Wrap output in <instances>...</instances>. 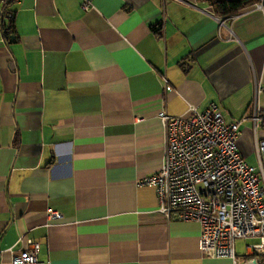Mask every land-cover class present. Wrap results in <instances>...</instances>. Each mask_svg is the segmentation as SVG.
<instances>
[{"label":"crops","instance_id":"0c3cea01","mask_svg":"<svg viewBox=\"0 0 264 264\" xmlns=\"http://www.w3.org/2000/svg\"><path fill=\"white\" fill-rule=\"evenodd\" d=\"M193 2L0 5V264L29 238L49 264L248 261L204 256L200 224L161 214L155 187L140 183L163 163L161 113L191 105L246 118L239 148L259 165L250 117L264 84V5L221 22Z\"/></svg>","mask_w":264,"mask_h":264},{"label":"built area","instance_id":"2783aa9c","mask_svg":"<svg viewBox=\"0 0 264 264\" xmlns=\"http://www.w3.org/2000/svg\"><path fill=\"white\" fill-rule=\"evenodd\" d=\"M12 1L0 0V5ZM80 1L84 11L95 7L96 0ZM256 5L262 7L264 1ZM5 15L12 18L13 14ZM260 94H264V84L256 86L255 110L250 117L258 166L250 164L239 148L241 124L246 118L226 120L215 102L203 111L191 105L187 116L171 115L165 110L161 113L165 132L163 163L140 183L155 187L161 214L200 224V250L206 257L236 258V240L249 238L252 242L246 246L247 260L264 264V138L259 136L264 106ZM48 213L51 218L62 217L52 208ZM40 250L41 243L29 238L25 248L12 251L11 263L49 264L40 258ZM2 251L0 248V254Z\"/></svg>","mask_w":264,"mask_h":264},{"label":"trees","instance_id":"16d2710c","mask_svg":"<svg viewBox=\"0 0 264 264\" xmlns=\"http://www.w3.org/2000/svg\"><path fill=\"white\" fill-rule=\"evenodd\" d=\"M211 7L214 14L218 17L226 18L237 15L248 9L256 3H259L264 0H204ZM5 30V37L8 38V32L12 28V22L10 21L9 25H3ZM264 129V122H263ZM264 138V136L262 137Z\"/></svg>","mask_w":264,"mask_h":264},{"label":"rangeland","instance_id":"374dc122","mask_svg":"<svg viewBox=\"0 0 264 264\" xmlns=\"http://www.w3.org/2000/svg\"><path fill=\"white\" fill-rule=\"evenodd\" d=\"M262 100L264 101V98ZM247 125H249V124L247 123ZM259 136L260 137H263L264 136V129H263V127H260L259 128ZM251 242H252V240L249 239V238H238L236 240V243H235L236 254H239V255L240 254H242V255L245 254V252H246V246L249 243H251Z\"/></svg>","mask_w":264,"mask_h":264},{"label":"water","instance_id":"95a60500","mask_svg":"<svg viewBox=\"0 0 264 264\" xmlns=\"http://www.w3.org/2000/svg\"><path fill=\"white\" fill-rule=\"evenodd\" d=\"M4 24V23H3ZM2 24V25H3ZM245 264H258V262L255 259H252L250 261H247Z\"/></svg>","mask_w":264,"mask_h":264}]
</instances>
